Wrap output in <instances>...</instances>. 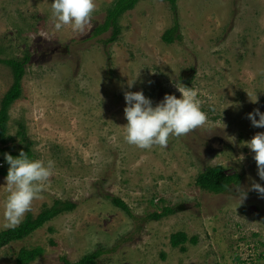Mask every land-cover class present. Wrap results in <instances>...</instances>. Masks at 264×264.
I'll return each mask as SVG.
<instances>
[{"label": "rangeland", "instance_id": "374dc122", "mask_svg": "<svg viewBox=\"0 0 264 264\" xmlns=\"http://www.w3.org/2000/svg\"><path fill=\"white\" fill-rule=\"evenodd\" d=\"M115 1L95 0L82 32L70 26L55 32L52 0H0V58L29 57L22 97L9 110L12 141L0 143V150L16 153L28 146L33 160L54 162L53 175L23 220L57 200L75 205L1 248L0 264H16L21 249L36 247L43 253L30 264L76 262L96 250L102 255L95 264H264V199L248 191L239 205L234 192L264 184L254 153L242 145L264 132L246 118L257 108L264 113V0H179L182 38L169 45L162 35L174 15L161 0H141L122 15L113 43H104L111 29L93 36ZM138 73L129 89L127 79ZM11 83L9 69L0 65V101ZM175 84L198 91L206 122L170 136L166 148L129 145L120 128L127 123L124 92L142 91L155 106L165 94L180 97ZM252 92L257 103L247 96ZM213 137L229 149L205 154ZM214 166L240 175V185L217 195L199 188L198 174ZM5 178L0 175V232L7 230ZM107 196L123 201L134 218ZM157 207L176 212L143 221ZM178 232L196 243L172 248L170 236Z\"/></svg>", "mask_w": 264, "mask_h": 264}, {"label": "clouds", "instance_id": "9594fccd", "mask_svg": "<svg viewBox=\"0 0 264 264\" xmlns=\"http://www.w3.org/2000/svg\"><path fill=\"white\" fill-rule=\"evenodd\" d=\"M49 5L55 32L61 31L65 26H70L74 32H82L96 11L95 0H52ZM138 76L139 73L134 79H127L129 89L134 87ZM175 87L180 93L179 98L165 94L155 106L142 91L124 92L126 107L123 111L127 123L120 128L124 129L125 140L129 145L139 149H150L154 145L166 148L170 136L185 135L206 122L207 115L201 109L198 91L182 84H175ZM247 96L250 102H258L257 92L247 93ZM246 118L253 127L264 128V113L258 108L248 113ZM229 139L232 143L236 141L235 136ZM242 145L254 153L252 158L257 166V175L264 181V132L255 134L251 140L242 142ZM4 159L9 168L5 178L8 196L4 203L3 227L13 229L31 210L32 202L40 198L42 186L53 175L54 162L30 159L23 151L19 152L17 158L5 154ZM237 159L243 161L245 157L240 155ZM248 191H255L264 199V184L253 182L248 190L240 187L234 189L239 205L247 199Z\"/></svg>", "mask_w": 264, "mask_h": 264}, {"label": "trees", "instance_id": "16d2710c", "mask_svg": "<svg viewBox=\"0 0 264 264\" xmlns=\"http://www.w3.org/2000/svg\"><path fill=\"white\" fill-rule=\"evenodd\" d=\"M141 0H116L111 7L106 10V18L102 25L97 26L94 29L93 36H100L105 34L111 29L110 36L104 43H113L116 41L120 34L119 19L127 11L135 8L137 3ZM168 3L174 15L173 26L166 30L162 35V40L165 44L179 42L182 38L179 32V25L176 20L177 2L179 0H161ZM29 63V57L27 54H23L21 58H0V65L7 67L11 73L12 83L10 88L6 91L0 101V143L5 145L8 141H12V138L8 134L9 124V110L12 104L22 97V80L26 74V66ZM21 140L26 139L25 134H19ZM30 159H33V154L29 147L26 146L22 149ZM21 152V151H20ZM10 154L14 158H17L19 152L7 153V149L0 150V175L7 176L9 165L6 163L3 155ZM241 182V176L238 174L228 175L225 172L224 167L214 166L208 167L204 171L200 172L196 177V185L202 190L212 194H223L228 192L230 186H239ZM110 199L113 206L121 209L127 216L134 218L128 206L117 197L107 196ZM152 206L156 207L153 202H150ZM75 205L66 201H55L51 208L45 209L39 213L36 218H33L30 214H27L25 219L15 228L7 229L0 232V249L6 245L25 239L30 236L34 231L41 228L45 223L54 219L58 215L70 212L74 209ZM176 209L174 207L156 208L155 211L148 213L144 216L145 222H157L161 219L175 214ZM191 242L196 243L194 238L188 239L187 235L183 232H178L170 236V246L172 248H180L183 250L184 244ZM43 253V249L36 247L34 249H21L15 259L16 264H30L34 262ZM102 255V252L96 250L92 253L82 256L76 262H70L64 258L62 264H95L96 260Z\"/></svg>", "mask_w": 264, "mask_h": 264}, {"label": "flooded vegetation", "instance_id": "af4514ba", "mask_svg": "<svg viewBox=\"0 0 264 264\" xmlns=\"http://www.w3.org/2000/svg\"><path fill=\"white\" fill-rule=\"evenodd\" d=\"M224 148L229 149V145L224 142L223 139L213 137L205 142V154H215L217 151H221Z\"/></svg>", "mask_w": 264, "mask_h": 264}]
</instances>
